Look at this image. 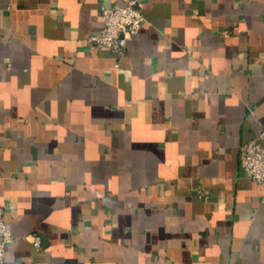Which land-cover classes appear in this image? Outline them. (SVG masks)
Listing matches in <instances>:
<instances>
[{"label":"crops","instance_id":"1","mask_svg":"<svg viewBox=\"0 0 264 264\" xmlns=\"http://www.w3.org/2000/svg\"><path fill=\"white\" fill-rule=\"evenodd\" d=\"M144 1L116 53L127 0H0L2 264H264V0Z\"/></svg>","mask_w":264,"mask_h":264},{"label":"built area","instance_id":"2","mask_svg":"<svg viewBox=\"0 0 264 264\" xmlns=\"http://www.w3.org/2000/svg\"><path fill=\"white\" fill-rule=\"evenodd\" d=\"M144 0H127L125 4L107 5L102 3L101 11L104 20L99 33L89 37L92 48L116 53H123L128 40L137 34L146 21ZM264 131L260 137L252 138L242 144L240 161L242 167L259 183L264 184ZM36 246L42 245V237L38 233L31 234ZM12 232L5 218V209L0 204V264L5 262Z\"/></svg>","mask_w":264,"mask_h":264}]
</instances>
